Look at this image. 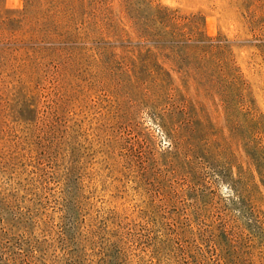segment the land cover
<instances>
[{
  "label": "rangeland",
  "instance_id": "rangeland-1",
  "mask_svg": "<svg viewBox=\"0 0 264 264\" xmlns=\"http://www.w3.org/2000/svg\"><path fill=\"white\" fill-rule=\"evenodd\" d=\"M251 134L264 0H0V252L264 264Z\"/></svg>",
  "mask_w": 264,
  "mask_h": 264
},
{
  "label": "trees",
  "instance_id": "trees-1",
  "mask_svg": "<svg viewBox=\"0 0 264 264\" xmlns=\"http://www.w3.org/2000/svg\"><path fill=\"white\" fill-rule=\"evenodd\" d=\"M258 137H256L255 134H251L249 136H247V143H246V149H247V153L249 154L250 159L252 160L253 164L255 165L258 177L260 179L261 185L264 187V152L260 154H258V156H256V154L252 153L251 151L254 150V148L256 149V151L258 150H263V146H257L259 145L257 143ZM260 140V139H258ZM258 149V150H257ZM258 157V158H257ZM15 245V244H14ZM11 245L8 247H4L2 248L1 252H0V262L1 264H25V260H24V256L20 255V248L18 246H14ZM12 248H14V251L16 252H9V250H11ZM10 255V256H9ZM11 255H13V257H11ZM22 257L19 259V257ZM19 262V263H18Z\"/></svg>",
  "mask_w": 264,
  "mask_h": 264
}]
</instances>
